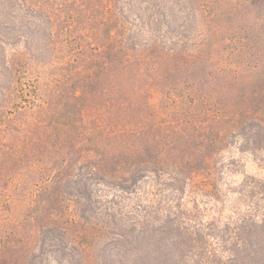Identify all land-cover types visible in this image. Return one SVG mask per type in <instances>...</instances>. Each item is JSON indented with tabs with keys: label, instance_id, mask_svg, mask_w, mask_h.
Wrapping results in <instances>:
<instances>
[{
	"label": "trees",
	"instance_id": "trees-1",
	"mask_svg": "<svg viewBox=\"0 0 264 264\" xmlns=\"http://www.w3.org/2000/svg\"><path fill=\"white\" fill-rule=\"evenodd\" d=\"M250 159L264 0H0V264H264Z\"/></svg>",
	"mask_w": 264,
	"mask_h": 264
},
{
	"label": "rangeland",
	"instance_id": "rangeland-1",
	"mask_svg": "<svg viewBox=\"0 0 264 264\" xmlns=\"http://www.w3.org/2000/svg\"><path fill=\"white\" fill-rule=\"evenodd\" d=\"M241 172L237 173L232 179L233 183H237L243 177L245 173L255 174L260 177L264 176V170L261 169L257 163L253 162L251 159L246 161V163L241 167ZM234 197V196H233ZM229 204V203H228Z\"/></svg>",
	"mask_w": 264,
	"mask_h": 264
}]
</instances>
